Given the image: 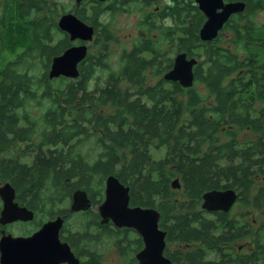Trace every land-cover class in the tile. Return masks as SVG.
<instances>
[{
  "label": "trees",
  "instance_id": "obj_1",
  "mask_svg": "<svg viewBox=\"0 0 264 264\" xmlns=\"http://www.w3.org/2000/svg\"><path fill=\"white\" fill-rule=\"evenodd\" d=\"M49 1L0 0V181L10 182L17 202L36 214L25 234L63 216L61 238L81 264H105L95 247L103 238L114 239L121 264H138L141 236L101 224L92 210L115 175L130 188L131 206L160 212L167 244L178 245L165 249L173 264H264V220L255 229L250 219L253 210L264 211V24L253 20L252 0L246 20L239 16L224 27L234 49L223 45L221 34L201 40L205 16L192 1L162 7L161 21L145 14L140 37L124 49L117 70L106 51L118 38L103 17L127 5L92 0L90 15L75 6L95 27L104 54H88L74 80L49 79L52 59L71 47L58 26L65 8ZM55 32L64 35L56 44ZM179 53L198 60L192 87L163 78ZM93 79L103 82L91 88ZM34 105L45 107L42 117L31 113ZM245 130L254 137L243 138ZM228 189L238 195L231 211L202 208L206 192ZM78 190L88 193L91 209L56 208ZM238 205L242 210L233 215ZM75 216L82 231L67 226ZM247 238L251 249L239 251L236 245Z\"/></svg>",
  "mask_w": 264,
  "mask_h": 264
},
{
  "label": "water",
  "instance_id": "obj_2",
  "mask_svg": "<svg viewBox=\"0 0 264 264\" xmlns=\"http://www.w3.org/2000/svg\"><path fill=\"white\" fill-rule=\"evenodd\" d=\"M76 2L79 5L82 0ZM197 3L207 17L200 30V38L205 42L216 39L230 16L242 11L244 7L242 4L225 6L222 0H197ZM218 9H222V12L218 13ZM58 26L69 35L71 41L81 40L86 44L72 46L61 55L55 56L50 66L49 79L66 77L74 80L80 77L79 64L88 56V44L93 41L95 30L74 13L61 16ZM197 63L196 58H188L187 53H179L174 58L173 68L163 78L179 82L185 88L192 87L193 69ZM172 187H181L179 179L172 182ZM0 198L3 203L0 225L18 221L30 222L34 219V211L16 202V190L10 182L0 186ZM237 198L238 195L233 189L208 191L203 195L202 208L208 212H229ZM92 207L88 193L78 190L72 197L69 211H87ZM98 211L101 224L112 222L117 228L132 229L141 236L144 246L136 254L138 264H173L165 255L167 233L160 228V212L155 208L131 206L130 188L115 175L106 179L105 198ZM64 221L61 216L47 221L27 237L3 233L0 239V264H81L71 245L61 238Z\"/></svg>",
  "mask_w": 264,
  "mask_h": 264
},
{
  "label": "rangeland",
  "instance_id": "obj_3",
  "mask_svg": "<svg viewBox=\"0 0 264 264\" xmlns=\"http://www.w3.org/2000/svg\"><path fill=\"white\" fill-rule=\"evenodd\" d=\"M82 1H84V2L81 3L80 7L83 9H86L87 14L90 15L92 12V8L94 7L92 0H82ZM49 3L50 4L52 3V5H55V6L59 7L60 9H63V7H64L65 12H62L63 14H67V13H74L75 14V12H74V10H72V8L77 6L76 0H50ZM60 6H62V8ZM153 6H155V5H153ZM140 8H141V10H140ZM154 9H155L154 7H146V6L142 7V5L137 4L134 6H127L126 10L120 11L113 18H110L109 15H106V16L104 15L103 19L110 20L107 23L110 24V28L113 30L114 34L118 38L117 42L114 41V42H110L108 44V50L106 51L108 54L107 63L112 70L118 69V67H119L118 62L120 61V57H121L120 55H122L124 49L125 48L130 49L132 42L140 37L139 23H140V20L142 19V17L147 13H152ZM62 13H61V15H62ZM57 18L58 17L56 16L55 19L57 20ZM58 19L60 20V18H58ZM253 20L255 22L264 24V14L259 13L257 16L253 17ZM60 35L62 37L64 36L63 34H60L57 32L54 33V36H55L54 44H56V42L59 41V39L61 37ZM221 35L223 36V38H222L223 39V42H222L223 45L228 46L231 49H234V47L231 44V42L233 40L232 34L228 31H226V32L222 33ZM97 39H98V37H96V35H94L93 41L88 44V46H90L89 53H88L89 55L100 56V55L104 54L102 52L103 46L101 47V45H100L101 43L96 42ZM40 72H41V70H40ZM98 74H100V73H98ZM58 78H60V77H58ZM58 78H55V79H58ZM102 82L95 81V79H93L90 87L92 88L97 83L102 84ZM155 82H156V80L152 78L151 74H149V83L154 84ZM128 87H129V85H127L126 83H122V85H121V88L123 90L127 89ZM44 106L46 107V105H44ZM45 107H43V106L37 107L36 105H34L33 108L30 109V111L33 115L42 117L44 114V108ZM103 111L105 112V108L103 109ZM241 135L245 139L250 138V137H254V135L247 130L243 131ZM11 155L12 154L10 153L7 156H11ZM22 161H25V160H22ZM176 179H179V178L175 177L173 179V181ZM1 185H3V184L0 181V186ZM175 190H177V195L180 197L181 196V187L179 189H175ZM71 204H72V199H67L64 203H61L56 208H58L59 210L60 209L61 210H70ZM58 209H56V210H58ZM92 210H94L95 212H99L98 207H93ZM241 210H242V208L238 205L232 211V214L237 215L238 213L241 212ZM71 213H79V212H71ZM40 217H41V219H44V218H42L43 216H40ZM250 219L255 221L254 228L255 229L259 228V226L261 225V222L264 220V211L263 210L262 211L261 210H253ZM43 221L45 223V222L50 221V220L44 219ZM18 222H20V221H18ZM27 223H29V222H27ZM33 223H34V221H33ZM66 223H67L68 228L72 229L73 231H78V230L82 231V229H83L81 224H80L81 220L78 216H75L72 218L70 217ZM25 227L27 229H30V230H32V228H33L32 223H29V225H25V224L14 222V223H11V225L6 227L5 229H9L10 233H12L14 236H23V234L26 233L24 231ZM90 230L93 233L99 232L94 227L91 228ZM137 235H139V234L138 233H132V234H130V237L135 238ZM250 243H251V239L247 238V239H244V241H242L241 243L237 244L236 246H237L239 251L242 250V251L247 252L251 249L248 245ZM115 246L116 245H115L114 239H109V238H103L101 240V243L95 245L98 253H100V255H101L102 262H104L105 264H121L123 262V258L120 256L119 251L117 250V248ZM167 247H169L170 250H173V249L177 248L178 245L167 244ZM212 257H214V255L209 254V258L211 259ZM82 259H84V258H82Z\"/></svg>",
  "mask_w": 264,
  "mask_h": 264
},
{
  "label": "flooded vegetation",
  "instance_id": "obj_4",
  "mask_svg": "<svg viewBox=\"0 0 264 264\" xmlns=\"http://www.w3.org/2000/svg\"><path fill=\"white\" fill-rule=\"evenodd\" d=\"M96 1H98V0H96ZM187 1H192L193 3H195V5L198 7V9L200 10V8H199V5H198V3H197V0H105V1H103V2H101V3H105L106 5L107 4H115L116 6H124V5H127V6H134V5H137V4H139V5H142V6H148V7H154L155 9L153 10V13L154 14H156V19L158 20V21H161V17L158 15L159 14V12H160V10H161V8L162 7H164V6H170V5H174L176 2H180L181 4H186L187 3ZM82 2H84V1H82ZM81 2V3H82ZM222 2H223V4L226 6V5H229V4H242L244 7H243V10L242 11H240V12H236V13H233L231 16H230V18H229V20L227 21V23H229V22H232L235 18H237V17H239V16H242L243 17V20H246V17H245V15H246V13L248 12V10H249V8H251V5H253L254 6V11L252 12V17H255V16H257L259 13H261V14H264V7L262 6V5H264L263 3H262V1L261 0H252V3H251V5H250V3L248 2V0H222ZM257 2H259L258 4H257ZM81 3L79 4V5H77V3H76V7H80L81 6ZM153 5H155V6H153ZM200 12L205 16V14L200 10ZM217 12L218 13H220V12H222V9H218L217 10ZM76 15V14H75ZM77 16V15H76ZM79 19H81L79 16H77ZM82 20V19H81ZM206 20H207V17L205 16V22H206ZM82 21H84V20H82ZM58 22H59V20H58ZM85 22V21H84ZM86 23V22H85ZM227 23H225V25H224V27L226 26V24ZM88 24V23H87ZM89 25V24H88ZM90 26H93V25H90ZM94 27V26H93ZM224 27H223V29L221 30V32L219 33V34H222V33H224V32H226V31H223L224 30ZM60 29V28H59ZM94 30H95V32H94V35L96 34V29H95V27H94ZM63 32V31H62ZM65 34H67L66 32H64ZM68 35V34H67ZM69 36V35H68ZM70 38V37H69ZM94 39V38H93ZM91 43V42H90ZM83 44H86V43H84V42H82L81 40H76V41H71V47L72 46H78V45H83ZM263 45H264V43H263ZM70 48V47H69ZM89 48H90V46H88V50H89ZM1 199V198H0ZM1 202H2V200H1ZM16 202H17V200H16ZM22 206V205H21ZM2 207H3V203H2ZM1 211H2V209H1ZM35 214V213H34ZM0 216H1V212H0ZM35 216H36V214H35ZM35 218L36 217H34V219L32 220V221H30L29 223H32L34 220H35ZM17 223H21V224H25V225H29V223H27V222H22V221H20V222H17ZM44 224V223H43ZM11 224H9V225H5V226H0V239H1V237L3 236V233H5V234H10V231H9V229H5L6 227H8V226H10ZM42 227V226H41ZM40 227V228H41ZM40 228H38V230L40 229ZM37 231V230H36ZM35 232V231H34ZM34 232H32L31 234H23V236L24 237H27V236H30V235H32ZM12 234V233H11ZM13 235V234H12ZM14 236V235H13ZM64 241V240H63Z\"/></svg>",
  "mask_w": 264,
  "mask_h": 264
},
{
  "label": "bare ground",
  "instance_id": "obj_5",
  "mask_svg": "<svg viewBox=\"0 0 264 264\" xmlns=\"http://www.w3.org/2000/svg\"><path fill=\"white\" fill-rule=\"evenodd\" d=\"M106 183V182H105ZM61 217H63V216H61ZM64 218V217H63ZM65 220V219H64ZM64 223H65V221H64Z\"/></svg>",
  "mask_w": 264,
  "mask_h": 264
}]
</instances>
